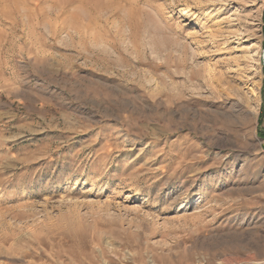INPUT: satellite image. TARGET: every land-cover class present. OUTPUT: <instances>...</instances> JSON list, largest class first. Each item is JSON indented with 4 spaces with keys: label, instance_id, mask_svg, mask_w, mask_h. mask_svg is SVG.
Listing matches in <instances>:
<instances>
[{
    "label": "rangeland",
    "instance_id": "374dc122",
    "mask_svg": "<svg viewBox=\"0 0 264 264\" xmlns=\"http://www.w3.org/2000/svg\"><path fill=\"white\" fill-rule=\"evenodd\" d=\"M0 264H264V0H0Z\"/></svg>",
    "mask_w": 264,
    "mask_h": 264
},
{
    "label": "bare ground",
    "instance_id": "6f19581e",
    "mask_svg": "<svg viewBox=\"0 0 264 264\" xmlns=\"http://www.w3.org/2000/svg\"><path fill=\"white\" fill-rule=\"evenodd\" d=\"M233 39L234 40H236V39H238V40H241L240 39V37H239V35H233L232 37H231V35L230 36H228V37H225L224 39H223V44H227V46H228V44L229 43H231V42H233ZM231 46V45H230ZM217 48H219L218 46H217ZM228 47H225V48H223V49H227ZM229 50V49H228ZM248 50V49H247ZM257 56V54H255L254 55V57H256ZM257 58V57H256Z\"/></svg>",
    "mask_w": 264,
    "mask_h": 264
}]
</instances>
